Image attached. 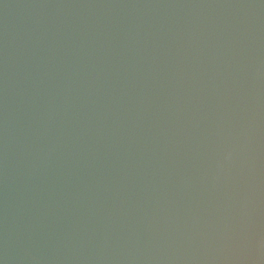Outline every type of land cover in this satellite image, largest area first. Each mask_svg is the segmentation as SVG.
<instances>
[{
	"label": "clouds",
	"instance_id": "obj_1",
	"mask_svg": "<svg viewBox=\"0 0 264 264\" xmlns=\"http://www.w3.org/2000/svg\"><path fill=\"white\" fill-rule=\"evenodd\" d=\"M0 264H264V0H0Z\"/></svg>",
	"mask_w": 264,
	"mask_h": 264
}]
</instances>
